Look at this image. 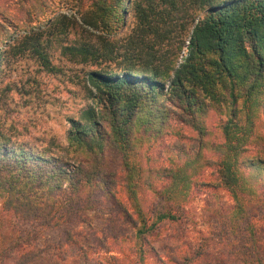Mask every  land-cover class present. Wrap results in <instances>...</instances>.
I'll return each mask as SVG.
<instances>
[{
    "label": "trees",
    "instance_id": "1",
    "mask_svg": "<svg viewBox=\"0 0 264 264\" xmlns=\"http://www.w3.org/2000/svg\"><path fill=\"white\" fill-rule=\"evenodd\" d=\"M19 1L29 19L46 7L45 0ZM127 15L133 25L124 43L108 39ZM79 20L46 18L24 28L9 48L50 73L59 71L50 61L52 44L96 68L79 80L89 103L67 118L63 144L48 138L41 150L13 145L0 121V264H60L50 256L53 245L21 249L29 237L21 232L22 241L13 239L20 229L3 228L5 215L52 227L73 209H89L96 192H110L114 181L103 172L106 153L118 155L117 181L129 210L117 214L132 230L140 260L147 236L161 223L190 221L185 203L209 167L210 187L231 199L221 214V236L231 237L227 253L238 264H264L256 244L264 229V134L253 132L256 110L264 116V0H88ZM71 30L75 36L63 44ZM4 54L0 49V66ZM223 106L229 109L216 126V141L210 120ZM170 132L169 165L143 164L140 148ZM146 194L157 197L159 207L148 209ZM204 239L186 243L173 263L202 261ZM238 240L243 244L229 247Z\"/></svg>",
    "mask_w": 264,
    "mask_h": 264
},
{
    "label": "rangeland",
    "instance_id": "2",
    "mask_svg": "<svg viewBox=\"0 0 264 264\" xmlns=\"http://www.w3.org/2000/svg\"><path fill=\"white\" fill-rule=\"evenodd\" d=\"M45 1L43 14L35 20L26 17V4L22 1L0 0V49L5 51L0 66V121L11 135L13 145L33 150L44 148L48 138H54L60 144L64 143L65 132L69 126L67 118H76L78 112L89 103L79 80L85 70L96 68L94 65L68 59L60 54L59 48L54 47V44L50 50V61L58 67L59 71L56 73L42 70L26 55L10 53V46L14 44L16 37L22 34L24 28L59 14L73 17L80 23L79 14L88 3V0ZM5 17H8V20ZM132 25L131 15L125 16L124 23L107 38L124 43L123 39ZM75 32L76 30H71L63 44L69 43ZM120 50L122 48L119 52ZM119 57L117 56L116 60ZM239 105L240 103H237V106ZM228 109L223 106L220 113L212 111V135H219L216 126L226 117ZM239 117H242L241 113ZM253 122V132L264 134V116L261 109L256 110ZM172 126L182 134H192L186 127L177 123H172ZM174 138V133L170 132L160 139L151 140V143L140 148L139 159L143 164L154 167L168 166L171 157L169 147ZM214 140L219 141L220 138L216 136ZM105 157L107 165L103 172L112 174L110 180L113 178L114 181L110 192H96L89 209H73L52 227L37 226L33 222L25 223L10 213L5 215L3 228L9 231L8 225L13 224L20 229V233H11L13 239L22 241L23 233L29 237L28 243L24 242L21 249L34 245H53L50 256L60 264H80L81 260H85L86 264H174L172 260L186 249V243L192 245L204 237L203 242L208 252L198 264L240 263L227 253L226 242L230 241L231 237L224 239L221 236V214L231 203V199L225 191L210 187L213 182L209 167L197 177V182H202V185H196L185 203L186 219L190 221L181 225L161 223L156 231L147 236L146 243L142 245L143 257L140 260L137 253L139 245H134L132 230L123 217L117 214L123 208L128 209L117 181L120 170L118 155L108 156L106 153ZM146 205L148 209L159 207L160 200L146 194ZM239 244L242 245L243 242L233 241L229 247ZM256 244L261 246L264 252L263 228L257 234Z\"/></svg>",
    "mask_w": 264,
    "mask_h": 264
}]
</instances>
